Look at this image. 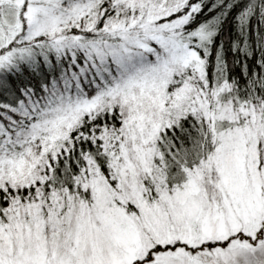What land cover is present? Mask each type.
<instances>
[{"label":"snow or ice","instance_id":"1","mask_svg":"<svg viewBox=\"0 0 264 264\" xmlns=\"http://www.w3.org/2000/svg\"><path fill=\"white\" fill-rule=\"evenodd\" d=\"M0 264H264V0H0Z\"/></svg>","mask_w":264,"mask_h":264}]
</instances>
